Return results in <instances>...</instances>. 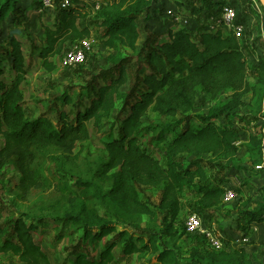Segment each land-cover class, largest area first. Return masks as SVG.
<instances>
[{"label":"trees","instance_id":"16d2710c","mask_svg":"<svg viewBox=\"0 0 264 264\" xmlns=\"http://www.w3.org/2000/svg\"><path fill=\"white\" fill-rule=\"evenodd\" d=\"M54 1L53 8L46 9L44 0H39L37 17L43 21L44 38L37 49H30L31 58L37 55L45 72L55 73V59L62 57L68 44L94 39L112 52L106 60L108 80L81 94L86 103L76 104L72 93L57 97L61 105L57 123L47 115L28 118L25 87L29 63L26 45L17 37L18 1L0 0V37L4 23L11 24L9 36L0 44V52L5 51L0 54V168L12 165L20 173L16 187L21 198L34 202L30 212L0 225V264L4 256L15 257L22 264H52L51 255L36 240L50 231L57 233L58 242L78 237L67 264H119L117 250L121 259L151 256L153 264H256L242 245L222 241L224 248L217 250L191 244L184 252L176 244L160 246L159 242L163 234L170 241H207L203 235L188 233L186 221L180 230L178 223L189 209L198 211L205 221L223 215L226 182L211 179L202 160L210 156L227 167L233 165L242 140L233 127V113L246 107L245 96L251 95L249 104L258 120L264 121V59L253 64L246 45L232 32L223 28L209 31L207 23L195 32L177 23L139 50L138 20L150 18L158 0H104L106 6L97 12L79 0H72L67 8L59 7L61 0ZM225 5L214 7L219 10L216 16ZM92 16L91 25H81ZM123 49L138 54L133 83ZM252 72L255 83L249 80ZM200 92L213 98L231 93V98L205 115L192 116ZM118 106L119 126L101 140L103 154L95 169L74 182L61 172L47 174L40 150L53 148L65 157L72 156L93 132L100 133ZM68 107L74 116L67 112ZM147 118L153 119L146 125ZM253 130L246 146L250 166H238L246 178L235 190L244 205L238 214L245 221L241 230L246 237L251 225H264V196L257 208L249 209L253 197L243 194L260 173L256 166L264 161V122ZM147 135L163 145L164 165L144 146ZM181 157L192 161L187 163ZM137 185L162 191L157 209L142 201ZM187 192L194 200L189 207L184 202ZM160 212L165 213L162 232L150 234L148 239L133 232L144 217L158 220Z\"/></svg>","mask_w":264,"mask_h":264},{"label":"rangeland","instance_id":"374dc122","mask_svg":"<svg viewBox=\"0 0 264 264\" xmlns=\"http://www.w3.org/2000/svg\"><path fill=\"white\" fill-rule=\"evenodd\" d=\"M17 1L16 15L20 21L19 28L21 29H19L17 37L26 45L29 63L28 82L25 87V112L30 119H35L41 115H47L57 123V111L61 108L57 97L66 93H72L75 94L74 101L76 104L86 103L87 98L82 97L81 94L96 86L97 83L107 82L109 72H106L110 69V66L106 60L112 52L102 48L95 42L83 65L65 69L61 65V57H57L55 61L58 70L55 73L45 72L41 67V62L37 58V55L32 58L30 56V49H37L40 46L41 40L44 38V31L42 28L43 21L39 20L37 17V8L40 7L39 0ZM225 1V3H222L219 0H158L153 4V8L149 13L150 18L146 20L140 18L138 20V25L142 34L138 42L139 50H141L144 45H152L155 40L161 38L163 34H165L169 27L177 24L175 19L168 15L167 11L169 9L179 13L182 18L181 20H183L179 23L181 26H185L187 29L195 32L203 28L206 20H210L211 17L216 16L219 10H216L214 7L220 8L224 4H233L237 9L239 20L246 26L247 37L249 36L252 39L251 42H247L248 45L246 44L244 48L248 57L251 58V62L253 64L257 63L259 59H262V55L264 56V0ZM34 8H36V11H34ZM158 10H161V14L158 13ZM41 11L42 14H44L43 8ZM92 20L93 16L82 21L81 25H91ZM10 26V21L4 23L3 28L5 31L2 37H0V44H3L4 38L9 36L10 31L8 27ZM68 48L69 44L65 49L67 50ZM4 52L5 51L2 50L0 54L3 55ZM121 52L124 56L129 58L128 70L133 83V80L136 78L135 70L139 65L136 58L138 54L126 49H123ZM249 80L251 83H255V75L253 72L249 74ZM124 90H126V88H124ZM230 98L231 93H221L213 98L211 95L200 92L197 96L195 109L191 115H205L213 106L224 103ZM251 98V95L245 96L243 100L246 103V107L239 108L233 113V116H235L233 127L240 132L242 137L239 154L233 165L227 167L223 162L212 160L210 156H205L202 160V165L210 173L211 179L215 180L216 183L225 181L226 184L234 190L239 189L243 179L246 178L245 172L240 170L242 168L238 166H250L246 149L248 137L254 131V128H258V125L264 122L263 119L258 120L259 115L255 114L252 110L253 107L249 104ZM66 110L71 116H74V112L69 107L66 108ZM118 111L119 106L114 110L112 117L103 124L100 133L96 134L93 132L94 134L91 139L80 143L72 156L65 157L61 151L53 148L40 150L41 152L39 155L42 163H44L47 174L55 175L61 172L69 180L74 182L76 178L85 176L89 171L95 169L96 162L101 159V155L103 154L101 140L111 134L112 128L119 126L116 117ZM152 119L147 118L146 125L150 123ZM223 122H225V119H223ZM1 144L2 139L0 138V147ZM143 144L159 158L163 165L165 164L166 158L163 145L155 143L152 135L144 136ZM181 160L187 163L192 161L187 157H181ZM236 166L238 169H235ZM19 177L20 173L12 165L7 164L0 168V225H6L12 219L20 218L22 214H26L32 210L34 202L21 198V194L16 187ZM251 182L252 185L250 187L243 189V194L245 197H253L252 203L248 207L249 209H254L260 205L264 196V173L261 172L258 176H254ZM137 188L141 194L142 201L152 208L157 209L161 201L162 191L140 185H137ZM184 202L188 207L194 204L191 192L185 194ZM242 206L244 205H242L239 196L237 201L225 204L223 215L218 218V220L212 217L207 219L205 224L210 230L220 236L225 244L230 246H245L256 264H264V225H251L249 227L251 230L250 236H244L241 226L245 221L238 214V210H240ZM190 212L191 209L187 210L178 223L180 230L183 228V224L187 220ZM164 215L165 213L160 212L158 220L144 217L141 227L133 232L143 234L146 239H148L147 236L150 234L162 232L165 229L162 221ZM26 222L28 223V221ZM52 227L50 226L49 229H52ZM77 238L78 237L75 238V241L65 238L61 242H58L57 233L50 231L49 234L38 235L36 240L41 241L44 245V249L51 255L52 264H67V260L73 258L72 250ZM244 239H247V242H244ZM165 243L168 245L170 244L171 247L176 244L178 247L182 248L184 252L189 250V245L191 244L196 247H209V242L205 240L195 241L192 238H184L170 241L168 236L163 234L159 244L160 246H164ZM116 254L119 264L154 263L153 261L151 262V260H153L151 256L139 257L133 255L121 259L120 251L117 250ZM2 261L3 264H22L17 258L12 256H4Z\"/></svg>","mask_w":264,"mask_h":264},{"label":"built area","instance_id":"2783aa9c","mask_svg":"<svg viewBox=\"0 0 264 264\" xmlns=\"http://www.w3.org/2000/svg\"><path fill=\"white\" fill-rule=\"evenodd\" d=\"M84 4H87L92 7V9L97 12L102 10L106 4L104 0H79ZM55 1L54 0H44V6L46 9L53 8ZM73 3L72 0H61L59 2V7L67 8ZM168 15L175 19L176 23H180L181 16L179 13H176L174 10L169 9L167 11ZM208 30L215 32L220 28L225 29L228 32H232L233 35L242 43L246 45V26L243 22H240L238 18L237 9L232 5H225L218 16H213L208 22ZM94 39L90 40H81L77 43L70 44L69 48L64 51L61 57V65L65 69L73 68L76 66L83 65L86 60L88 53L92 50L94 45ZM264 145V141H263ZM264 160V156H263ZM257 170L264 171V161L260 166H256ZM239 195L233 188H226V193L224 196V203L229 204L237 201ZM186 230L190 234L194 235H203L206 237L209 242L210 247L221 250L224 248V244L214 231L210 230L206 224L203 215L198 211H191L187 220H186ZM244 242H247V239H244Z\"/></svg>","mask_w":264,"mask_h":264},{"label":"crops","instance_id":"0c3cea01","mask_svg":"<svg viewBox=\"0 0 264 264\" xmlns=\"http://www.w3.org/2000/svg\"><path fill=\"white\" fill-rule=\"evenodd\" d=\"M219 1H221L222 3L223 2H226L225 0H219ZM226 5H232V6H234L233 4H226ZM236 8V7H235ZM241 21V20H240ZM208 22H209V20H206L205 22H204V24H208ZM242 22V21H241ZM252 41V39L248 36L247 37V39H246V44H247V42H251ZM248 45V44H247ZM251 58H249V60H250ZM262 59H264V56L262 55ZM251 61V60H250ZM258 62V61H257ZM255 64H257V63H255ZM248 163H249V160H248ZM261 172H263L264 173V171H260V173ZM259 173V174H260ZM225 186H226V188H229V186H228V184H225ZM239 246H241V245H239Z\"/></svg>","mask_w":264,"mask_h":264}]
</instances>
